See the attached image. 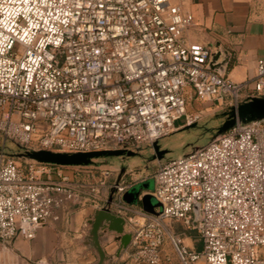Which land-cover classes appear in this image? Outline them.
Masks as SVG:
<instances>
[{
    "label": "built area",
    "instance_id": "obj_1",
    "mask_svg": "<svg viewBox=\"0 0 264 264\" xmlns=\"http://www.w3.org/2000/svg\"><path fill=\"white\" fill-rule=\"evenodd\" d=\"M193 24L170 0H0V137L25 150L139 153L178 121H197L186 110L188 89L229 107L264 99V59L251 81L234 83L208 69L207 49L186 45ZM110 175L79 181L0 156V243L33 239L66 205L98 206ZM152 178L160 208L130 219L132 263L173 264L167 242L179 264H264V119L164 160ZM126 188L113 185L119 195ZM167 221L195 231L201 250Z\"/></svg>",
    "mask_w": 264,
    "mask_h": 264
},
{
    "label": "crops",
    "instance_id": "obj_2",
    "mask_svg": "<svg viewBox=\"0 0 264 264\" xmlns=\"http://www.w3.org/2000/svg\"><path fill=\"white\" fill-rule=\"evenodd\" d=\"M170 2L193 17V26L183 32L188 47L207 49L211 54L220 51L216 61L220 66L218 71L234 83L254 78L256 59H264V0ZM240 101L244 102L245 99ZM228 106L227 99L200 101L192 90H187L186 109L196 111L198 119H209ZM186 127L184 121L180 120L176 123V132ZM102 162L105 163L101 166L102 170H110L111 175L100 189L101 202L98 206L89 202L81 206L66 205L57 209L54 213L56 219H49L42 224L33 239L17 237L7 244L0 243V264H97L98 255L90 235L91 223L97 210L108 208L112 214L122 217L125 220L124 233L132 231L130 219L141 222L143 218H149L158 212L157 201L151 195L154 170L149 174L145 165L138 163L133 167L130 161ZM118 182L127 185L121 195L116 194L113 189V185ZM137 189L140 192L133 201ZM125 193H128L127 202L122 199ZM145 196L150 197V201L146 202L152 213L143 208L142 199ZM120 203L127 210L119 209ZM165 225L180 233L187 247L195 251L201 250L202 243L195 231L185 230L178 222ZM103 227L102 224L100 245L107 258L104 264H134L130 260L133 250L130 243L122 248L117 235ZM163 246L164 253L171 257L172 263L179 264L168 243L165 242ZM196 264L204 263L198 261Z\"/></svg>",
    "mask_w": 264,
    "mask_h": 264
},
{
    "label": "water",
    "instance_id": "obj_3",
    "mask_svg": "<svg viewBox=\"0 0 264 264\" xmlns=\"http://www.w3.org/2000/svg\"><path fill=\"white\" fill-rule=\"evenodd\" d=\"M209 60L207 67L209 70L216 72L220 76H224L219 73L216 61L220 56V51H216L211 54L209 52ZM264 119V99L262 98H251L247 101L240 102L236 106L230 107V110L222 122V124L217 129V134H222L235 125L237 122L247 123L255 120ZM191 126V125H190ZM152 150L154 155L161 157L162 154L166 152L159 147L158 141L152 144ZM24 156L29 158V160L35 161L39 164H47L53 166H90L94 159L104 158V157H134L136 153L123 150H103L95 152H84V153H68L61 151H53L47 149H33L26 150ZM139 189V188H138ZM136 191L133 201L137 198L140 190ZM128 193L123 194V201L127 202L126 197ZM150 201L149 196H145L142 199V205L144 210L153 212L149 209L147 202ZM130 202V201H129ZM156 206L160 208V205L157 203ZM155 215L157 213H154ZM104 225L103 228L110 232H114L117 235L118 240L121 241L122 248H126L131 240L130 233H124L123 226L125 220L122 217H118L110 212L108 208H102L97 210L91 223L90 235L93 246L98 255L97 264H104L106 261V256L102 247L100 245V229L101 225Z\"/></svg>",
    "mask_w": 264,
    "mask_h": 264
},
{
    "label": "rangeland",
    "instance_id": "obj_4",
    "mask_svg": "<svg viewBox=\"0 0 264 264\" xmlns=\"http://www.w3.org/2000/svg\"><path fill=\"white\" fill-rule=\"evenodd\" d=\"M188 113H196V111H189ZM230 107L219 110V112L213 114L209 119H197V121L191 126H187L184 130L174 131L170 135L160 139L158 141L159 147L166 150L161 157L154 155L152 148H146L136 153L134 157H104L94 159L90 166H53L56 170L68 173L74 179L79 181H87L91 178L97 179L99 172L102 169L101 166L105 164L102 161H130L132 166L142 163L145 165L146 170L149 174L164 161L166 156H172L173 158L177 155L185 154L191 147L204 146L211 138L217 135V129L225 120ZM25 149L17 145L10 139H3L0 137V156L12 159L22 168H25L27 163H37L29 160L25 154ZM53 151H56L53 149ZM142 167V166H141ZM93 175V177H91ZM154 203V200L152 199ZM166 223H170L167 221Z\"/></svg>",
    "mask_w": 264,
    "mask_h": 264
}]
</instances>
